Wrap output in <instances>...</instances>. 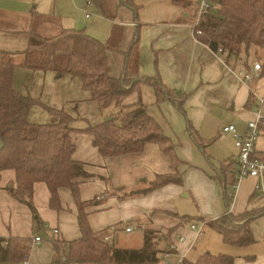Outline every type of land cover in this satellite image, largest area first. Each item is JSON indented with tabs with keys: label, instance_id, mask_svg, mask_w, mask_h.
Segmentation results:
<instances>
[{
	"label": "crops",
	"instance_id": "obj_1",
	"mask_svg": "<svg viewBox=\"0 0 264 264\" xmlns=\"http://www.w3.org/2000/svg\"><path fill=\"white\" fill-rule=\"evenodd\" d=\"M83 1L0 0V52L26 51L29 47L28 36L33 30L40 37L45 35L53 37L62 30H80L84 27V18L91 19L92 15L88 10L94 8L97 15L95 18L107 22L105 28H108L107 25H112L108 44H104L111 50L109 74L117 78L128 71L132 75L136 74L139 78H144L140 73V33L143 28L140 16H144L137 0H130L136 8L135 11L125 5L126 0H90L92 2L90 7L86 5L84 7ZM150 1L154 3V8L150 11L151 20L148 18V21L158 22L167 27L181 28L186 32V37L190 35V40L180 37V47L188 46L187 42H189L194 50L195 46H200L205 53V60L197 63L200 70L199 76L197 77L196 73L187 76V86H179V83L172 82L169 78H162V80L159 78L161 83L167 90H169L167 87L179 86L193 91L194 101L199 103L200 113H206L209 116L214 114L225 116L229 121L226 125H233L238 133L244 134L246 121L256 110L259 97L263 99L261 111L264 113V66L262 65V71L257 79L247 84L240 82L234 72L244 66H237L233 58H226V54L212 53L207 46L194 38L193 25L197 15L194 0H190L191 5L186 9L172 0ZM77 13H81L82 16L78 17ZM102 15L111 21L103 19ZM118 15L122 19L117 20ZM137 35L139 45L135 49L133 42ZM17 61H20V58ZM115 63L117 67L112 71ZM252 65V62L248 64L249 71ZM40 75H43V87L48 86L55 90V95L51 99L43 100L36 97L32 90H28L32 81H40L38 80ZM21 76L24 77V84L20 86L18 92L23 96L29 95L45 107L69 111L68 114L74 118V121L78 119L71 111L73 104L77 101L82 103L85 100L90 102L89 104L94 103L100 107L97 102L90 99L86 91L88 97L84 95L79 78L68 74L57 76L52 71H31L19 67L14 71L13 88L19 83L18 79ZM35 76L38 79H35ZM205 90L209 92V96L204 101L203 91ZM138 103L145 106L148 114L154 119V115L150 112V106L158 104L154 91L151 87L142 85L124 99L122 108H116L114 105L105 108L103 112L108 116H105L104 120L97 121L96 118L92 121L85 118L83 113L80 118L81 123L71 124L74 130L71 141L75 147L72 157L75 161L84 164L86 172L91 175L87 181L78 180V182L80 183V201L83 203L95 201L85 209L92 232L99 233L107 229V233L110 234V229L116 230L111 233L108 243L117 242L120 235L140 234L141 240H130L128 242L132 245L117 248L139 250L144 242L143 231L153 230L158 237L156 248L162 251L158 255V264H163L161 255L173 244L176 246V253L189 262H195L203 254L209 253L214 256L231 257L234 264H264V216L251 223L254 243L246 247H232L224 244L222 237L206 226L208 221L228 214L226 194L233 198L229 214L234 217L247 212L264 210V198L254 191L255 179L246 178L236 185V189L232 188L238 152L235 146L234 160L226 164L230 166L224 169L227 174L226 188L215 179L220 170L211 166L207 167L200 160L194 163L192 159L180 154L182 159L178 157L181 161L178 171L184 172L182 187L168 185L146 195H134L122 199L119 191H142L149 187L157 175L171 173L169 158L164 156L155 145H146L144 150L137 154L120 158H103L92 146L91 137L80 131L86 129L87 125L100 124L120 111L125 113L133 110ZM78 108L80 104L75 106V109ZM30 114L31 110L28 115L29 123L36 124L30 119ZM45 119L49 121L46 113ZM260 133L255 145V155L257 159L263 161L264 125L260 127ZM225 135L229 136L234 143L232 134ZM186 146L189 150H194V145L190 142ZM190 167L192 169L189 170L193 171H188L185 175L183 169ZM192 176L197 183L193 187L190 184ZM11 188H15V172L13 170L0 172V238L12 237L29 241L31 249L26 260L27 264H52L58 254V257L62 259L65 245L80 239L77 223L78 210L71 192L67 188L59 189L58 208H52L51 195L47 186L44 183L34 185L31 202L41 221V227L36 228L30 210L10 195ZM188 200L197 203L199 216H189L191 212L188 211ZM129 226L134 227V230L126 233L124 230ZM191 226H195V230H192ZM52 231L57 233L53 235ZM35 237L40 238V244H33ZM180 237L184 239L181 243L178 242Z\"/></svg>",
	"mask_w": 264,
	"mask_h": 264
},
{
	"label": "trees",
	"instance_id": "obj_2",
	"mask_svg": "<svg viewBox=\"0 0 264 264\" xmlns=\"http://www.w3.org/2000/svg\"><path fill=\"white\" fill-rule=\"evenodd\" d=\"M183 9L190 7V0H172ZM211 11L200 18L193 29L194 38L208 47L214 54H226L237 66L248 68L254 61L264 66V0H211ZM125 5L135 11L130 0ZM200 32V35H197ZM29 47L21 53L0 52V172H15V188L10 195L24 204L32 214L36 228L41 227L38 213L32 205L33 187L44 183L51 195L50 205L58 208V190L67 188L77 206V223L80 239L65 245L62 259L56 255L52 264H158L162 251L156 248V233L143 231V246L139 250L117 249L104 243L102 237L107 229L93 233L85 212L95 201L83 203L79 199L78 180L91 178L85 165L73 159L75 147L71 141L74 122L64 110L48 108L29 95L23 96L13 88L16 68L31 71H52L57 76L68 74L79 78L82 88L102 109L111 105L122 108L125 98L147 85L154 91L156 103L170 100L180 110L186 100L185 94L167 90L159 77L139 78L125 71L120 77L109 74L110 47L88 36L82 30H62L49 39L28 36ZM139 45L138 35L133 47ZM20 58V61L17 59ZM137 66V65H136ZM39 106L49 116L46 125L31 124L30 110ZM135 109L118 112L97 125H87L82 134L91 137L92 146L103 158H120L137 154L146 145H155L170 160L171 173L157 175L147 189L130 192L123 198L146 195L168 185L182 187L184 173L178 171L181 161L175 153L172 141L163 134L157 122L141 103ZM190 138L200 149H204L196 132L188 131ZM264 161V160H263ZM236 165V163H235ZM221 166L215 179L226 188V167ZM230 166V165H229ZM228 166V167H229ZM231 198L226 194V205ZM264 216L261 212H247L234 217L231 214L208 221L206 226L217 232L224 244L246 247L254 243L251 223ZM184 219L188 220V218ZM30 243L20 238H0V264H23L30 252ZM57 251V250H56ZM165 253V252H164ZM181 264H234L228 256L205 253L195 262L183 260Z\"/></svg>",
	"mask_w": 264,
	"mask_h": 264
},
{
	"label": "rangeland",
	"instance_id": "obj_3",
	"mask_svg": "<svg viewBox=\"0 0 264 264\" xmlns=\"http://www.w3.org/2000/svg\"><path fill=\"white\" fill-rule=\"evenodd\" d=\"M86 3L87 0H84V7ZM137 4L141 7L142 15L144 16H140V22L143 25L140 33L141 76L144 78L159 77L161 80L162 78H169L172 80V82L179 83V86H187V76L189 77L193 73H196L197 77L199 76L200 70L198 69L197 63L201 62V60H205V53L203 52L202 48L200 46H195L194 50L189 42H187L188 46L180 47V37L183 36L184 39L187 38L190 40V35L188 34L186 37V32L181 28L178 29L176 27H167L158 22L148 21V18H151L150 11L154 8V3L150 0H137ZM88 12L92 15L91 19L86 20L84 18V27H81L80 30H83L84 28V32L88 36L95 38L102 44H108L109 32L112 25H107L108 28H105L107 22H102L100 19L95 18L97 15L94 8L89 9ZM77 16L81 17L82 14L77 13ZM101 17L103 19L106 18L104 15ZM119 19H122L120 15H118L117 20ZM107 20L111 21L110 19ZM150 24L151 26H149ZM91 34L95 35V37ZM29 35L40 39L52 38V36L49 37L48 35L40 37L34 33V30L30 32ZM255 63H258L262 67L263 62L253 60L252 64ZM116 67L117 64L115 63L112 71L115 70ZM35 79H38L37 76H35ZM38 80L40 81H32L33 83H31V85L28 87V90H32L36 97L42 98L43 100L45 98L51 99L55 95V90L48 86L43 87V75H40ZM18 82L19 83H17L16 87L14 88L16 92H18L20 86L24 84V77H19ZM179 86H171L167 88L176 93L178 92L186 95V100L182 105V110L178 109L173 104V102L168 100L161 101L157 105H151L150 112L154 115V120L162 129L163 134L172 141L173 145L175 146V153L177 157L181 158V154L186 158L192 159L194 163H197L200 160L204 162L207 167L211 166L214 169L220 170L221 166L229 164L234 160L236 153L234 149V143L230 140L229 136L221 134V129L229 121L226 120L225 116H221L219 114L209 116L206 115V113H200L198 106L199 103L194 101L195 93H193L191 90H186L184 87L180 88ZM18 93L21 94L20 92ZM83 93L88 97V94L85 91ZM208 96L209 92L206 90L203 91L204 101ZM89 103L90 102L84 100L82 103L77 101V103L73 104L71 113L76 117V119H78L73 122L74 125L75 123H81L80 118H82L81 114L83 113L86 116L85 118L91 119L92 121H95L96 118L97 121H101L106 118L105 116H108L107 113L103 112L105 111L104 109L96 106L94 103ZM79 104L80 108L75 109V106L77 107ZM64 111L69 113V111ZM45 113L46 112L43 111L41 107L34 106L31 109L30 119H32V121L37 125L45 122L47 123L49 121L45 119ZM189 128L191 129L192 133L196 132L198 134L204 149H200L192 141L189 133L187 132ZM189 142L194 145L193 151L189 150V148L186 146ZM189 169L192 168L190 167L183 169L185 171V175L186 172L193 171ZM190 184L192 187L197 185L193 176L190 178ZM128 193L130 192L119 191V195L121 197ZM188 201V211L191 212L189 213V216H199V206L197 203H193L191 200ZM140 236V234L128 236L120 235V238L117 242L114 243L113 241H110L109 244L111 246H115L116 248L132 245L128 241L134 239L141 240Z\"/></svg>",
	"mask_w": 264,
	"mask_h": 264
},
{
	"label": "built area",
	"instance_id": "obj_4",
	"mask_svg": "<svg viewBox=\"0 0 264 264\" xmlns=\"http://www.w3.org/2000/svg\"><path fill=\"white\" fill-rule=\"evenodd\" d=\"M196 6V19L194 21L193 29H195L199 23L201 17L207 15L212 8L211 0H194ZM92 2L89 0L86 3V7H90ZM88 16V14H87ZM200 32H197V35H200ZM262 71V67L255 63L252 65L251 71H249L246 67H240L237 72H234L235 76L242 83H249L255 79H257ZM258 105L256 106V110L248 118L246 121V131L244 134H240L236 131L233 125L224 126L221 129V134H232L234 138V146L237 149V156L235 159L236 163V173L234 177V183L232 184L233 190L236 189V185L243 181L246 178H253L256 180V185L254 191L256 194H259L264 198V161L256 158L255 155V145L258 137L260 136V127L264 125V113L261 111V106L263 103L262 98H257ZM232 197L228 207V213L230 207L232 206ZM192 230H195V226L190 227ZM134 230V227H126L125 232L130 233ZM113 228L110 229V234L106 233L102 237V241L104 243H108L111 238V233L115 232ZM53 235L57 233V231L51 232ZM200 234V232L198 233ZM183 237L178 239V242H183ZM41 243L39 237H35L33 239V244L38 245ZM161 260L163 264H181L184 260L183 256L178 255L176 253V246L173 244L169 247V250L161 255ZM23 264H27L25 261Z\"/></svg>",
	"mask_w": 264,
	"mask_h": 264
},
{
	"label": "water",
	"instance_id": "obj_5",
	"mask_svg": "<svg viewBox=\"0 0 264 264\" xmlns=\"http://www.w3.org/2000/svg\"><path fill=\"white\" fill-rule=\"evenodd\" d=\"M2 148V143H1V141H0V149Z\"/></svg>",
	"mask_w": 264,
	"mask_h": 264
}]
</instances>
